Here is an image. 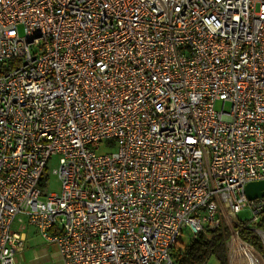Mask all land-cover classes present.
Returning a JSON list of instances; mask_svg holds the SVG:
<instances>
[{"label": "built area", "instance_id": "built-area-1", "mask_svg": "<svg viewBox=\"0 0 264 264\" xmlns=\"http://www.w3.org/2000/svg\"><path fill=\"white\" fill-rule=\"evenodd\" d=\"M259 179L264 0H0V264L24 222L63 264H173L219 225L264 264Z\"/></svg>", "mask_w": 264, "mask_h": 264}, {"label": "trees", "instance_id": "trees-1", "mask_svg": "<svg viewBox=\"0 0 264 264\" xmlns=\"http://www.w3.org/2000/svg\"><path fill=\"white\" fill-rule=\"evenodd\" d=\"M228 235L227 226L219 225L208 228L206 232H199L194 237L181 239L172 249L173 264H228L225 248ZM239 236L260 250V240L253 231L248 228L241 229Z\"/></svg>", "mask_w": 264, "mask_h": 264}, {"label": "rangeland", "instance_id": "rangeland-1", "mask_svg": "<svg viewBox=\"0 0 264 264\" xmlns=\"http://www.w3.org/2000/svg\"><path fill=\"white\" fill-rule=\"evenodd\" d=\"M225 108L227 109L228 105H226ZM55 165V161H52L49 164V179L46 184L47 191H58L60 189V182L57 179V176L51 172ZM246 215L247 212L242 211L238 214V217ZM17 225L18 223H14L13 226L16 227ZM24 230L28 235L26 240L23 241L21 251L16 254L15 264H63L54 244L48 243L30 226L24 227ZM183 238L185 239V236H183ZM178 244L179 242L177 245ZM210 264L216 263L211 262Z\"/></svg>", "mask_w": 264, "mask_h": 264}, {"label": "water", "instance_id": "water-1", "mask_svg": "<svg viewBox=\"0 0 264 264\" xmlns=\"http://www.w3.org/2000/svg\"><path fill=\"white\" fill-rule=\"evenodd\" d=\"M244 192L248 199L264 195V179L249 181L244 186ZM264 220V217H262Z\"/></svg>", "mask_w": 264, "mask_h": 264}, {"label": "crops", "instance_id": "crops-1", "mask_svg": "<svg viewBox=\"0 0 264 264\" xmlns=\"http://www.w3.org/2000/svg\"><path fill=\"white\" fill-rule=\"evenodd\" d=\"M15 223H16V222H15ZM27 226L32 227L33 230L36 231V229H35L32 225H30V224L24 222V227H27ZM17 227H19V226L17 225L15 229H18ZM24 227L21 228V229H22L21 232L24 234V238H25L24 241H25L26 238H27V235H28V234L25 232ZM182 240H183V239H182Z\"/></svg>", "mask_w": 264, "mask_h": 264}]
</instances>
